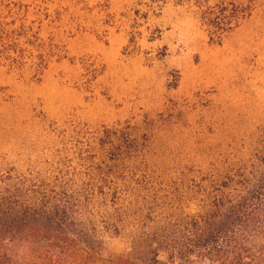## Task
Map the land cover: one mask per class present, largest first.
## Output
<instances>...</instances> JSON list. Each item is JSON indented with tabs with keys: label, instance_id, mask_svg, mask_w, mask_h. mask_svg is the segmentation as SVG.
I'll list each match as a JSON object with an SVG mask.
<instances>
[{
	"label": "rangeland",
	"instance_id": "374dc122",
	"mask_svg": "<svg viewBox=\"0 0 264 264\" xmlns=\"http://www.w3.org/2000/svg\"><path fill=\"white\" fill-rule=\"evenodd\" d=\"M197 2L247 15L214 44ZM0 19L24 28L22 64L0 66V181L60 182L94 194L99 214L107 194L131 233L185 192L183 213L197 212L190 182L263 172L264 0H0ZM98 229L96 254L62 264H144L126 233ZM248 247L264 256L257 238Z\"/></svg>",
	"mask_w": 264,
	"mask_h": 264
},
{
	"label": "trees",
	"instance_id": "16d2710c",
	"mask_svg": "<svg viewBox=\"0 0 264 264\" xmlns=\"http://www.w3.org/2000/svg\"><path fill=\"white\" fill-rule=\"evenodd\" d=\"M199 10L200 22L214 44L236 30L247 15L246 8L225 2ZM1 20L0 66L19 68L24 59L19 48L24 28L10 30L14 20ZM36 59L35 67L44 69L46 56L39 54ZM258 174L255 180L190 182L186 190L197 196V212L183 213L185 192L164 213L140 217L136 226L141 227L131 233L125 232L126 212H108L107 194L102 193L99 214L94 209L97 197L90 192H71L60 182L1 180L0 264H62L78 247L96 254L101 245L98 224L103 234L112 237L126 233L130 257L144 264H192V256L208 264H260L264 256L248 247L257 238L264 248V170ZM110 203L117 206L115 201ZM20 249L28 262L16 260ZM160 253L166 255L165 262L158 260Z\"/></svg>",
	"mask_w": 264,
	"mask_h": 264
}]
</instances>
